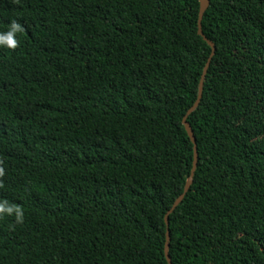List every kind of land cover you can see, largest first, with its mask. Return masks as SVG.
Instances as JSON below:
<instances>
[{
  "label": "trees",
  "instance_id": "1",
  "mask_svg": "<svg viewBox=\"0 0 264 264\" xmlns=\"http://www.w3.org/2000/svg\"><path fill=\"white\" fill-rule=\"evenodd\" d=\"M200 0H0V264H168ZM173 264H264V0H211Z\"/></svg>",
  "mask_w": 264,
  "mask_h": 264
},
{
  "label": "water",
  "instance_id": "2",
  "mask_svg": "<svg viewBox=\"0 0 264 264\" xmlns=\"http://www.w3.org/2000/svg\"><path fill=\"white\" fill-rule=\"evenodd\" d=\"M210 3L211 0H200V12H199V22H198V26H199V35L205 40V42H207V44L210 46V48L212 49V53L211 56L205 66V69L203 71V75L200 81V85H199V93H198V98L196 103L194 104V106L189 110V112L187 113L186 117L184 118L183 124L186 128V131L194 145V163H193V168L190 174V177L188 178L187 182H186V186L184 189L183 194L177 199V201L175 202V204L173 205V207L171 208V210L169 211V213L166 216V225H167V240H166V247H165V255H166V259L168 261V264H173L172 263V259L170 257V243H171V234H170V230H169V224H170V216L177 210V208L182 204V202L184 201L186 195L190 192L191 187L194 183V178H195V174L198 168V162H199V155H198V149H197V141H196V137L194 135V132L192 130L191 125L188 123V117L193 114L200 106L202 98H203V93H204V84H205V80L208 74V71L211 67V63L213 58L215 57L216 54V46L213 42H211L210 40H208L204 33H203V19L204 16L206 14V12L208 11L209 7H210Z\"/></svg>",
  "mask_w": 264,
  "mask_h": 264
},
{
  "label": "clouds",
  "instance_id": "3",
  "mask_svg": "<svg viewBox=\"0 0 264 264\" xmlns=\"http://www.w3.org/2000/svg\"><path fill=\"white\" fill-rule=\"evenodd\" d=\"M24 31L21 24L11 20L5 31H0V47L14 49L17 47V34ZM15 210L17 222L22 220V212L15 206H9L7 201H0V213L11 214Z\"/></svg>",
  "mask_w": 264,
  "mask_h": 264
}]
</instances>
